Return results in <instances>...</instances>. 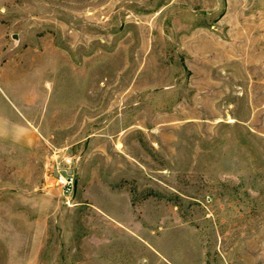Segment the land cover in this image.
<instances>
[{
  "label": "rangeland",
  "instance_id": "1",
  "mask_svg": "<svg viewBox=\"0 0 264 264\" xmlns=\"http://www.w3.org/2000/svg\"><path fill=\"white\" fill-rule=\"evenodd\" d=\"M0 264H264V0H0Z\"/></svg>",
  "mask_w": 264,
  "mask_h": 264
},
{
  "label": "built area",
  "instance_id": "2",
  "mask_svg": "<svg viewBox=\"0 0 264 264\" xmlns=\"http://www.w3.org/2000/svg\"><path fill=\"white\" fill-rule=\"evenodd\" d=\"M61 152L57 151L53 155L51 177L54 179L55 185L61 190L62 195L65 196L69 203L78 184L76 161L72 153L63 150H61Z\"/></svg>",
  "mask_w": 264,
  "mask_h": 264
}]
</instances>
